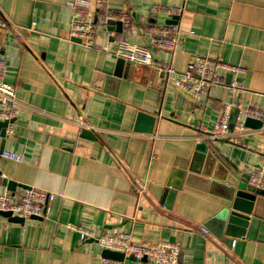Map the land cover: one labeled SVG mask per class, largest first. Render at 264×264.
Wrapping results in <instances>:
<instances>
[{
  "label": "crops",
  "instance_id": "0c3cea01",
  "mask_svg": "<svg viewBox=\"0 0 264 264\" xmlns=\"http://www.w3.org/2000/svg\"><path fill=\"white\" fill-rule=\"evenodd\" d=\"M71 1L0 0L11 23L0 30L5 82L20 104L12 132L8 127L0 136V150L24 158L0 160V194L34 188L55 195L43 218L18 224L0 215V264H102L104 250L82 241L70 225L123 230L136 243L169 241L180 249L178 264H264V191H258L245 235L221 239L218 226L205 228L222 203L215 194L184 186L164 195L171 170L192 156L199 134L215 129L226 104L230 131L242 118L227 78L199 101L154 67L131 64L117 87L107 81L119 59L111 50L115 41L144 44L149 20H171L150 17V7H180L176 22L183 37L173 67L185 72L195 57L241 66L246 74L238 100L264 109V0H101L112 12H127L134 29L127 36L121 23L98 25L94 47L69 39ZM86 1L98 22L100 0ZM168 60L155 54V66ZM140 110L157 116L153 135L136 130ZM84 126L98 139L81 138ZM241 141L247 148L227 140L207 143L240 176L264 168V132ZM4 181L15 183L12 190ZM120 263L149 264L129 258Z\"/></svg>",
  "mask_w": 264,
  "mask_h": 264
},
{
  "label": "built area",
  "instance_id": "2783aa9c",
  "mask_svg": "<svg viewBox=\"0 0 264 264\" xmlns=\"http://www.w3.org/2000/svg\"><path fill=\"white\" fill-rule=\"evenodd\" d=\"M74 10V19L71 24L69 39L80 40L88 47H94V40L98 25L107 27L110 22H120L127 36L133 35V22L125 11L112 12L103 1H97L95 7L98 13V22L90 16L92 3L86 0H74L67 3ZM184 10L180 7L154 4L149 9L150 17L176 18L182 16ZM10 22L0 11V30L10 27ZM183 33L178 23H158L154 19L147 22L144 33L145 43L142 45L132 44L128 41H115V47L111 48L113 54L126 62L138 67L158 68L167 77V81L173 83L183 92L188 93L196 100L208 98L213 88L223 86L225 79L230 77L229 92L232 104L239 110V122L233 131L229 129L230 105L226 104L220 113L219 119L213 131H204L197 139L202 140H227L235 146L247 148L242 143L243 135L253 132H264V109L255 106H243L237 95L243 92L241 79L246 74V69L218 59L195 57L185 72H178L172 64L178 46L182 42ZM165 54L169 60L160 66H155V54ZM8 72L7 60L3 55V47L0 44V122L11 124L20 113L19 103L15 98L14 89L5 82ZM252 119L262 123L260 129L246 127L245 120ZM84 126L85 129L93 128ZM8 128V129H9ZM83 128V127H82ZM7 129V132H8ZM95 131V130H93ZM6 159L11 162L23 163L22 155L0 150V160ZM249 185L260 191H264V168L252 169L249 173ZM140 191L139 194H141ZM55 199V195L43 190L26 188L19 195L12 193L0 194V212H10L19 218L38 217L43 218L47 214L48 204ZM71 230L78 232L82 241L92 240L102 250L123 253L126 257L134 256L137 260L146 259L149 264H178L180 249L169 241L153 243H136L129 232L111 229L104 232L95 230L84 225H70ZM205 232H207L205 230ZM235 246V243H233ZM102 264H121L120 262L103 259Z\"/></svg>",
  "mask_w": 264,
  "mask_h": 264
},
{
  "label": "water",
  "instance_id": "95a60500",
  "mask_svg": "<svg viewBox=\"0 0 264 264\" xmlns=\"http://www.w3.org/2000/svg\"><path fill=\"white\" fill-rule=\"evenodd\" d=\"M176 20L177 18H172L169 23L175 24L177 23ZM116 24L121 26L120 22L109 23L110 26ZM73 40L75 41L76 39ZM76 41L80 42V40ZM131 69V63L123 59H118L107 81L113 83L114 86L117 87L122 80L128 79ZM227 83L230 84V77H227ZM156 123L157 116L140 110L136 116L135 128L137 131L146 129V134L153 135L155 133ZM9 125L10 122H0V136L2 138L6 137ZM246 125L254 129L262 128L261 122L252 119H247ZM83 129L81 138L89 140L98 139L95 131ZM194 140H196L197 143L192 156L171 170L166 186L167 190L164 191V195L168 194L169 191L177 193L181 191L184 186L208 189L210 193L215 194L222 203L219 207V211L209 220V224L206 225L205 228L209 229V227L211 228L214 225L218 226L219 233L215 234L218 239H221L223 236L241 238L245 235V229L248 227L251 220L259 196L258 191L260 190L250 187L249 176L247 174L240 176L235 170L228 167L220 154L211 150L207 143L209 141L202 139ZM141 183H144L143 180ZM3 185H7L8 188L12 190L15 183H6L4 181ZM0 215L8 218V220L13 223L20 224L25 221V218L15 217L10 212H0ZM32 218L40 219L38 217ZM103 257L117 262H124L126 258L139 261L134 256L126 257L123 253L108 250L103 252ZM139 262L146 263L147 260L143 259Z\"/></svg>",
  "mask_w": 264,
  "mask_h": 264
},
{
  "label": "rangeland",
  "instance_id": "374dc122",
  "mask_svg": "<svg viewBox=\"0 0 264 264\" xmlns=\"http://www.w3.org/2000/svg\"><path fill=\"white\" fill-rule=\"evenodd\" d=\"M161 22H162V20H161Z\"/></svg>",
  "mask_w": 264,
  "mask_h": 264
},
{
  "label": "trees",
  "instance_id": "16d2710c",
  "mask_svg": "<svg viewBox=\"0 0 264 264\" xmlns=\"http://www.w3.org/2000/svg\"><path fill=\"white\" fill-rule=\"evenodd\" d=\"M184 228H186V227H184Z\"/></svg>",
  "mask_w": 264,
  "mask_h": 264
}]
</instances>
